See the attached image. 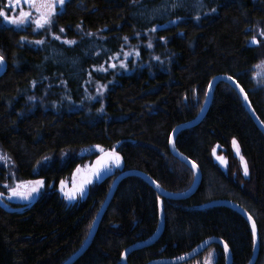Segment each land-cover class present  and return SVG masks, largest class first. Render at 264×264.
Returning <instances> with one entry per match:
<instances>
[{
	"label": "trees",
	"instance_id": "obj_1",
	"mask_svg": "<svg viewBox=\"0 0 264 264\" xmlns=\"http://www.w3.org/2000/svg\"><path fill=\"white\" fill-rule=\"evenodd\" d=\"M6 4L0 0V7ZM53 21L46 30L60 40L46 33L34 47L21 39L34 37L32 25L19 29L0 18V55L7 62L0 76V151L12 160L17 178L44 181L30 204L0 200V264L66 261L123 171H143L174 193L191 187L195 174L171 153L169 139L176 125L201 111L216 75L234 77L264 123V0H68ZM209 107L201 122L175 139L199 166L197 190L172 200L142 177H124L88 249L73 264H121L126 248L155 233L160 201L162 235L128 254V264L176 258L212 236L228 244L232 264H247L254 253L249 222L233 207L207 206L220 200L253 218L260 239L256 264H264V134L228 83H218ZM107 151L120 155V166L111 165L84 199L67 201L63 180ZM9 180L0 163L4 195ZM203 252L225 264L219 244Z\"/></svg>",
	"mask_w": 264,
	"mask_h": 264
},
{
	"label": "water",
	"instance_id": "obj_2",
	"mask_svg": "<svg viewBox=\"0 0 264 264\" xmlns=\"http://www.w3.org/2000/svg\"><path fill=\"white\" fill-rule=\"evenodd\" d=\"M6 67H7V62H6V60H4V64L0 65V76L5 72ZM229 76L230 75H228V74L216 75L209 82V85L211 84L212 87H211V90H209V86H208V89H207V92L205 95L206 96L205 101H204V103L202 105V109L198 113V115L195 116L193 120L178 124L172 129L173 132L171 133L170 138L173 141V143H170V151L182 163L187 164L191 169H192L191 162H193V161L188 156L184 155L183 153H181L177 149L175 139L180 132L184 131V129L191 128L203 120V117L205 116V114L207 113V111L210 108L209 106L213 100L215 89L218 86V83H220V82L228 83L229 85H231L234 88V90L237 92V94L240 95L242 102L245 105V107L249 113V116L252 117L256 126L264 134V123L260 120L259 116H257L253 106L250 103L249 98H248V100L244 99V94H242L240 92V87H242V86L232 76L231 77L233 78V80H228L227 77H229ZM233 81H235V83ZM237 84H239L240 87H237L236 86ZM108 152L109 151H107L104 154H101L100 157L106 156V154ZM195 164L197 165V168L195 170L192 169L193 173L195 174V178H194L193 183L190 185L191 187L186 189V191L175 192V193L166 190L165 188L161 187L160 185H159V187H157L156 185L158 183L153 178H151V176H148L143 171L129 169L127 171H123V172L119 173L118 176L115 177L114 181L110 185V187L108 189L109 190L108 194H107L106 198L104 199L103 204L100 206L97 215L95 216V218L93 219V221L91 223L92 225L88 231V234H87L88 236L86 237L84 242L79 246L77 251L74 252L73 254H71L70 256H68L66 258V261H64L62 264H73L74 262H76L78 260V257L81 256L88 249L89 244L92 242V240L95 237V234L98 230V227L100 225L99 223H100L102 217L104 216L105 211L109 207V204L111 203L110 200L112 199L113 195L115 194V192L117 190L116 188L119 185V182L122 179H124V177H128L130 175H135V176H138L140 178L142 177L152 188H154L158 192V194L162 198H167V199H172V200L186 199L188 196H190L191 194H193L197 190V187L199 186V183L201 180L202 175L200 174L199 166L197 163H195ZM108 172L109 171L102 172L100 178L106 176ZM153 181H155V183H153ZM210 205H220V206L225 205L227 207H231V208L233 207L235 210H237L242 216H244L247 219V221L249 222L250 228H251V221H249V219H248V217H249L248 212L244 208H242L241 206H238L237 204H235L234 202H230V201H226V200H220V201H212L207 206L209 207ZM161 208L163 209V202L162 201H160V203H159V210H160L159 224H158L157 228L155 229V233L152 236H150L149 238L144 239V241L133 243L132 246H129L128 248H126L122 253L121 264H128L127 263L128 254L133 252V250L144 248L146 246H150V245L155 244V241L162 235V233H163L162 231L164 229L165 221H164V209L161 212ZM213 243L219 244L223 250V246L226 242L224 240H221V239L215 237V236H212L211 238L204 239L199 245H197L196 247L191 249L187 254L180 255L176 258H167V259L156 258L155 260H151V261L147 262L146 264H178V263L186 262V261H189L190 259H193V258L199 256L201 253H203V251H205ZM259 243H260L259 231L257 228V240H256V243L254 246V253H253V256L250 258V260L247 264H256L257 256L259 253V250H258L259 249ZM181 257H183V259H181ZM225 257H226L225 258V264H232L233 263L232 262V253H231L230 249H229V252L227 254H225Z\"/></svg>",
	"mask_w": 264,
	"mask_h": 264
},
{
	"label": "snow or ice",
	"instance_id": "obj_3",
	"mask_svg": "<svg viewBox=\"0 0 264 264\" xmlns=\"http://www.w3.org/2000/svg\"><path fill=\"white\" fill-rule=\"evenodd\" d=\"M27 4L29 8L35 9L37 15L35 18L32 16L31 11H25L21 8L18 15L12 14L9 15L6 11L7 9H12L14 6H19L21 3ZM65 5V0H7V4L5 7H0V18L3 19V21L7 22L10 25H14L17 27H22L29 21L35 25V30L44 29L45 26H48L49 28L53 24V17L57 15V7L59 6L61 9H63V6ZM176 5H173L175 7ZM212 12H215L216 9H211ZM196 19H200L199 16L196 17ZM80 27L79 25L77 26ZM60 32H64L65 30L63 28L59 29ZM152 32L157 31L156 28L151 29ZM261 35H264V30L261 31ZM88 35H93L92 33H88ZM56 40H60V36L54 35L53 37ZM23 40V37L21 38ZM125 41H127V37H124ZM35 44H43V40H36L34 41ZM64 43L67 44H74L75 41H64ZM252 43L256 44L259 43L257 41L256 37L253 36ZM149 48L152 47V44L149 43L147 45ZM139 55V53H136ZM125 57L129 55V53L124 54ZM157 60H159V57H156ZM4 64V56L0 55V65ZM121 67H126V64L124 62H121ZM111 67H116L115 64L111 65ZM257 67H260L259 65ZM255 78V77H254ZM228 80H233L231 76L227 77ZM235 83V81H233ZM34 83V82H33ZM237 87H240L239 84L236 85ZM106 87V85L104 86ZM212 85H209V90H211ZM240 92L244 94V99L248 100L247 94L244 92V89L240 87ZM29 99H34V97H29ZM102 110V109H101ZM175 131V130H174ZM169 143H173V141L169 140ZM233 145H236V141L233 140ZM98 150L101 152H104L103 148H100V146H97ZM237 155H240L239 148L237 146L236 148ZM8 158L4 154H0V161H5ZM242 167H243V173L245 176L249 174L248 172V166L247 162L244 160L243 156H240ZM223 162V160H222ZM121 163V157L118 153L115 151H109L106 156H101L96 161V166L92 170L91 175L99 178L104 171L110 170V166L114 165L116 167H119ZM192 169H196L197 165L195 162H191ZM80 169L77 168V172H79ZM63 183V182H62ZM91 183L90 179H85L84 182L79 186L78 189H75L72 193L65 192V197L69 200H73L76 198V193L78 192L80 195H83L84 193V185ZM155 183V181H153ZM27 184L30 186L26 189V191L21 192L20 189L24 187V184H17L15 187H10L9 185H4L5 188L8 189V197L7 199L11 200L13 198H20V199H28L33 193H38L40 188L43 187L44 181L43 180H35V181H28ZM159 187V184L156 185ZM61 191H63V187L61 188ZM4 198V193L0 192V200ZM163 209L161 208V212ZM249 221H251V234L253 238V246H255L256 240H257V225L253 218L249 215L248 217ZM91 227V225H90ZM223 251L225 254L229 252V246L227 243L223 246ZM183 259V257H181ZM205 264H211L210 259L205 260Z\"/></svg>",
	"mask_w": 264,
	"mask_h": 264
},
{
	"label": "rangeland",
	"instance_id": "obj_4",
	"mask_svg": "<svg viewBox=\"0 0 264 264\" xmlns=\"http://www.w3.org/2000/svg\"><path fill=\"white\" fill-rule=\"evenodd\" d=\"M66 2H67V0H65V4H66ZM64 6H63V8H64ZM21 8L23 10H25V11H31L33 18L36 17L37 13H36L35 9L26 7V6H24L23 3H21L19 6H14V8H12L11 15L12 14L18 15L19 14V11L21 10ZM62 10L63 9H61L58 6L57 7V14L60 13ZM29 25H32L33 26L32 27V31H33L34 37H25L24 36L22 41L27 42V43L33 45L34 47L40 45V44H35L34 41H36V40H43L44 41L45 40V37H46L45 36L46 33L49 34L51 32L50 29L46 30V27H48V26H45L44 29L35 30V25L32 24L30 21L28 23H26L22 27H17V26H15V27H17L19 29H23V28H27V26H29ZM39 33H42V34L39 35ZM50 34H51V36L54 35L53 32H51ZM233 140L236 141V145H233V141H232V148H233L235 154L237 155L236 148L238 146L240 155H237V156L240 159V156H243L242 155V152L240 150V145H239V143H238V141L236 139H233ZM95 149H96V147H95ZM0 154H4L8 158L5 161H0V163L6 168V170L8 172V175L10 177V180H9V184L8 185L10 187H15L17 184L23 183L24 184V187H22L20 189V191L21 192L26 191V189L28 187H30L27 184L28 181H24V180H21V179L17 178L16 171L14 170V165L12 163V160H10L9 157H8V155L5 154V153H3L2 151H0ZM98 158H99V156H97V158H95L94 160H92V159L91 160H87L84 163L79 164L75 168L74 173L71 174L70 176H68L66 179L63 180V183L60 186V192L64 195V197H65V192L72 193L75 189H78L79 188V186L84 182L85 179H90L91 180V183H88V184L84 185V193H83V195H80L77 192L76 193V198L73 199V200H69V199H67L65 197V199L67 201H70L71 202V201H75V200H82V199H84L86 197V195L88 194V192H89L90 186L96 184V182L98 181V179L96 177L92 176L91 173H92V170L96 166V161H97ZM77 168L80 169L79 172H77ZM35 180H42V179L41 178L40 179L34 178V179H30L29 181H35ZM62 187H63V191H61V188ZM42 188L43 187L40 188V190H39L38 193H33L28 199L13 198V199L9 200V199H7L9 193H7L6 195H4V198L2 199V203L4 205H7V206L10 205L11 203H25V204H30V202H32L40 194Z\"/></svg>",
	"mask_w": 264,
	"mask_h": 264
},
{
	"label": "flooded vegetation",
	"instance_id": "obj_5",
	"mask_svg": "<svg viewBox=\"0 0 264 264\" xmlns=\"http://www.w3.org/2000/svg\"><path fill=\"white\" fill-rule=\"evenodd\" d=\"M68 1V0H67ZM23 3V2H22ZM24 4V3H23ZM24 6L29 7L27 4H24ZM212 252L211 253H207L205 254L204 252L200 255L194 258V264H205V260L206 259H210L211 260V264H214V260H213V256H212ZM192 260V259H191Z\"/></svg>",
	"mask_w": 264,
	"mask_h": 264
}]
</instances>
